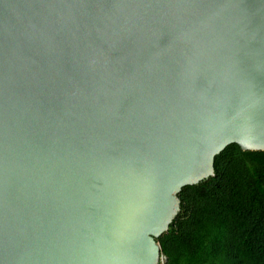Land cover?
<instances>
[{"label":"water","instance_id":"water-1","mask_svg":"<svg viewBox=\"0 0 264 264\" xmlns=\"http://www.w3.org/2000/svg\"><path fill=\"white\" fill-rule=\"evenodd\" d=\"M231 144L264 151V0H0V264H160Z\"/></svg>","mask_w":264,"mask_h":264},{"label":"trees","instance_id":"trees-1","mask_svg":"<svg viewBox=\"0 0 264 264\" xmlns=\"http://www.w3.org/2000/svg\"><path fill=\"white\" fill-rule=\"evenodd\" d=\"M179 197L180 212L157 238L160 264H264V151L229 145L215 176Z\"/></svg>","mask_w":264,"mask_h":264},{"label":"rangeland","instance_id":"rangeland-1","mask_svg":"<svg viewBox=\"0 0 264 264\" xmlns=\"http://www.w3.org/2000/svg\"><path fill=\"white\" fill-rule=\"evenodd\" d=\"M164 261H165V257L162 258L161 263H164Z\"/></svg>","mask_w":264,"mask_h":264}]
</instances>
